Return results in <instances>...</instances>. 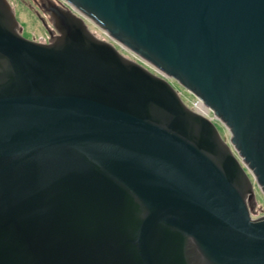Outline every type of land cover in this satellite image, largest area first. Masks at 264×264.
I'll return each mask as SVG.
<instances>
[{"label": "water", "instance_id": "1", "mask_svg": "<svg viewBox=\"0 0 264 264\" xmlns=\"http://www.w3.org/2000/svg\"><path fill=\"white\" fill-rule=\"evenodd\" d=\"M47 1L0 0V264H264V0Z\"/></svg>", "mask_w": 264, "mask_h": 264}, {"label": "rangeland", "instance_id": "2", "mask_svg": "<svg viewBox=\"0 0 264 264\" xmlns=\"http://www.w3.org/2000/svg\"><path fill=\"white\" fill-rule=\"evenodd\" d=\"M53 2H59L60 4H63L66 6L63 0H51ZM9 2L12 5V9L14 11L15 17L17 19L19 29L21 32V36L29 41L35 40L38 43L44 44L48 42L49 36L47 29L42 25L40 20L35 14L36 8L32 7L30 8L29 4H32L29 0H9ZM41 15H43L41 13ZM45 17V16H44ZM84 22L86 26L88 27L89 31L94 34L99 40L107 42L112 44L117 51L127 58L128 60H131L135 63H138L142 65L144 68H146L148 71H150L153 74H157L156 71L146 65L141 59L134 56L130 52L125 51L120 47L118 44L113 42L107 35H105L101 30L96 28L93 24H91L89 21L84 19ZM169 83L173 86V88L179 93V96L183 100V102L193 111L196 112V106L198 100L193 97L190 93H188L186 90H184L181 86H179L174 80H168ZM199 113V112H198ZM202 114V113H199ZM205 116V115H203ZM206 117V116H205ZM209 118V119H208ZM208 120H212V122L215 124L220 136L223 138V140L229 144L230 142V134L225 127L220 124L216 119L213 117V114L209 111V114L207 115ZM233 153L236 155L233 148H231ZM254 193L257 201V206L254 210V213L252 215L253 219H259L264 217V196L260 192L259 188L254 185Z\"/></svg>", "mask_w": 264, "mask_h": 264}, {"label": "flooded vegetation", "instance_id": "3", "mask_svg": "<svg viewBox=\"0 0 264 264\" xmlns=\"http://www.w3.org/2000/svg\"><path fill=\"white\" fill-rule=\"evenodd\" d=\"M9 2V0H7ZM32 4H29L30 5V8L31 6L36 8L37 10L34 9L35 11V14L36 16L38 17V19L40 20V22L42 23V25L47 29V32H48V36H49V39H48V42L47 43H44V44H49L51 42V40H53L55 37H57V34L56 32L54 31L53 27H52V24L49 20V16L44 14V8L46 7V5L48 4L47 0H29ZM57 6L59 7H62V8H66L65 5L63 4H60L59 2H54ZM9 4L11 5V3L9 2ZM12 7V5H11ZM43 7V9H42ZM13 8V7H12ZM33 9V8H31ZM41 13L43 15H41ZM45 16V17H44ZM21 34V32H20ZM33 42L35 43H38L36 42L35 40H32ZM41 44V43H39Z\"/></svg>", "mask_w": 264, "mask_h": 264}, {"label": "bare ground", "instance_id": "4", "mask_svg": "<svg viewBox=\"0 0 264 264\" xmlns=\"http://www.w3.org/2000/svg\"><path fill=\"white\" fill-rule=\"evenodd\" d=\"M199 113H202L201 115H205L207 118V115L209 114V111L207 108H205V106L202 103H197V109H196ZM204 116V117H205ZM209 119V118H208ZM211 120V119H210Z\"/></svg>", "mask_w": 264, "mask_h": 264}, {"label": "built area", "instance_id": "5", "mask_svg": "<svg viewBox=\"0 0 264 264\" xmlns=\"http://www.w3.org/2000/svg\"><path fill=\"white\" fill-rule=\"evenodd\" d=\"M198 102H199V101H198ZM198 102H197V103H198ZM199 103H201V102H199ZM195 108L197 109V106H196ZM196 109H195V110H196ZM208 111H209V110H208ZM196 112L198 113V111H197V110H196ZM211 121H212V120H211Z\"/></svg>", "mask_w": 264, "mask_h": 264}]
</instances>
